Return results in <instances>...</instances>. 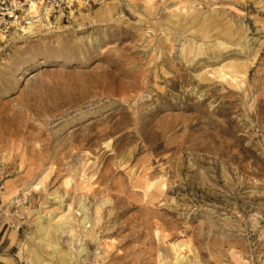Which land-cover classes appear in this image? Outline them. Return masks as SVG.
I'll return each instance as SVG.
<instances>
[{"label":"rangeland","instance_id":"1","mask_svg":"<svg viewBox=\"0 0 264 264\" xmlns=\"http://www.w3.org/2000/svg\"><path fill=\"white\" fill-rule=\"evenodd\" d=\"M79 199L99 242L42 241ZM0 229V264H264V0H102L0 36Z\"/></svg>","mask_w":264,"mask_h":264},{"label":"built area","instance_id":"2","mask_svg":"<svg viewBox=\"0 0 264 264\" xmlns=\"http://www.w3.org/2000/svg\"><path fill=\"white\" fill-rule=\"evenodd\" d=\"M101 4L102 0H0V36L38 20L70 17L77 9Z\"/></svg>","mask_w":264,"mask_h":264},{"label":"bare ground","instance_id":"3","mask_svg":"<svg viewBox=\"0 0 264 264\" xmlns=\"http://www.w3.org/2000/svg\"><path fill=\"white\" fill-rule=\"evenodd\" d=\"M33 75L34 74H31L28 78L32 77ZM225 75H226L225 73L219 74V76L221 78H223ZM230 78H231V76H230ZM232 78H234V77H232ZM55 198H56V196H55ZM58 199H60L59 196H58ZM109 203L110 202L108 199H103L100 204L98 203L99 205L95 208V215H97L95 218V221L99 220V218H100V214H99L100 211L99 210L102 208V206L109 204ZM76 204H78L79 209L83 212V215L81 214L82 217L77 222H73V220H72L73 218L71 219L69 215L67 216L68 212L62 215V217L60 219V220H62V222L60 224L56 223L52 227L48 226V225H44L41 222H38L37 230L42 235L41 239L44 237L42 239V241L46 240L45 238L48 239L49 237L50 238L54 237V235L56 233H64L65 231L70 232V234L72 233L71 236L76 235V231L78 230V227H79L80 229H82V232H80V233H83L85 237L91 236L93 238V242H97V243L99 242V237L96 235V233L94 234V232H92L89 229L93 225V224H91L92 220L90 219V217L88 215V208L89 207L88 208L86 207L87 205L84 204V200H82V199H79L78 202H76ZM68 211H70V205L68 207ZM63 218H66V219H63ZM48 244H50V243H48ZM52 244H53L54 248L57 246V245H55L56 243H52ZM172 248H173V252H174V257H173L174 261H170L168 263L169 264H182L184 259H186V258H184L183 255H180L179 253H177L174 246ZM84 250H85L84 247L78 248V250H76V252L73 253V256L70 255V257L71 258L75 257L77 259L81 255V252H84ZM103 253H105V252H103ZM62 264H65V263L63 262Z\"/></svg>","mask_w":264,"mask_h":264},{"label":"crops","instance_id":"4","mask_svg":"<svg viewBox=\"0 0 264 264\" xmlns=\"http://www.w3.org/2000/svg\"><path fill=\"white\" fill-rule=\"evenodd\" d=\"M0 231H1V229H0ZM1 240V239H0Z\"/></svg>","mask_w":264,"mask_h":264}]
</instances>
